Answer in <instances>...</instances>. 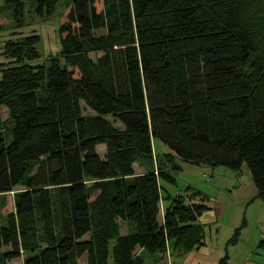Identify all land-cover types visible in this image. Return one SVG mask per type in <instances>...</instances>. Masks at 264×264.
Instances as JSON below:
<instances>
[{"label":"trees","instance_id":"obj_1","mask_svg":"<svg viewBox=\"0 0 264 264\" xmlns=\"http://www.w3.org/2000/svg\"><path fill=\"white\" fill-rule=\"evenodd\" d=\"M22 16L21 0H3ZM50 17L56 0H33ZM261 0H71L60 17L64 66L37 71L35 40L8 43L14 59L0 80V104L17 98L10 141L0 136V194L15 192L14 212L0 223V264L28 252L23 264L96 263L86 182L114 178L108 200L98 196V228L111 218L130 227L117 237V261L144 264L138 249L162 253L171 243L191 251L205 245L196 219L206 206L171 198L158 220L159 178L150 171L133 176L127 144L104 120L113 116L136 151L151 155L158 139L169 155L195 166L250 172L257 199L264 202V16ZM133 27L124 46L105 47V64L91 75L81 60L83 45L100 49L97 31L109 36ZM264 67V66H263ZM74 99L95 117L66 122ZM106 145L101 159L95 147ZM103 184V183H102ZM102 184L97 186L103 187ZM51 189H56L57 196ZM17 190V191H16ZM60 211H56L54 206ZM37 210V213H36ZM236 229L227 244L238 241ZM227 255L218 264H227Z\"/></svg>","mask_w":264,"mask_h":264},{"label":"rangeland","instance_id":"obj_2","mask_svg":"<svg viewBox=\"0 0 264 264\" xmlns=\"http://www.w3.org/2000/svg\"><path fill=\"white\" fill-rule=\"evenodd\" d=\"M22 1V16L12 17L11 6H6L0 0V80L5 69L12 66L14 59L5 52L8 43L20 44L27 38L35 40L34 49L37 59L33 62L37 71H46L53 65L64 66L62 47L59 37L60 17L66 11L71 0H56V6L50 17H45L37 11L33 0ZM200 3L203 0H196ZM261 11L264 16V0H261ZM134 37L133 27L121 28L112 36L105 29L97 31L96 38L100 40V49L92 45L84 44L81 60L84 68L91 75H98L99 67L105 64V47L112 43L114 48L124 47ZM259 65V66H258ZM258 66V67H257ZM264 61L256 65L257 72L264 77ZM0 104V136L5 144L10 141V133L14 124V115L20 111L17 98L9 99ZM95 114L88 109L83 102L74 99L73 107L69 112L66 127L74 128L75 120L82 118L91 120ZM104 120L113 131L127 144L133 158V176L128 180L144 175L150 171L159 178L161 200L159 203L160 214L158 220H162L163 209L171 198H178L186 205L194 207L206 206L204 211L195 221L196 225L203 228L205 234V246L199 252L191 254L188 258H178V264H214L216 253L223 252L225 243L230 239L236 229L240 230V244L235 249L238 255L247 249L253 239L258 242L257 236L264 231V202L257 199V191L254 187L249 170L245 165L240 171L235 172L224 167L195 166L180 162L169 155L168 148L158 139L151 141V155L145 156L136 151V140L122 134L123 127L113 116H106ZM95 151L101 159L108 155L106 145H98ZM114 178L104 182L88 181L86 188L89 194V206L93 217L91 232L84 240L93 243L96 252L97 264H112L117 261L116 248L117 237L130 232L127 223L111 218L108 230L101 231L98 228L96 202L103 192L108 200L113 192ZM102 184L103 187L97 186ZM17 191V190H16ZM52 195L57 196L56 189H51ZM14 194L9 192L0 194V223L4 224L5 216L14 212ZM60 211L58 206H54ZM37 213V210H36ZM231 248V246H229ZM228 248V250H229ZM9 251L8 248L0 249V254ZM138 251L136 252L137 255ZM244 253V252H243ZM28 252L21 251L20 257L10 260L8 264H23ZM222 255V256H223ZM78 264H87V255L83 254L77 259ZM147 264H152L150 260Z\"/></svg>","mask_w":264,"mask_h":264},{"label":"crops","instance_id":"obj_3","mask_svg":"<svg viewBox=\"0 0 264 264\" xmlns=\"http://www.w3.org/2000/svg\"><path fill=\"white\" fill-rule=\"evenodd\" d=\"M257 239L259 241L256 242V244H254L256 240L253 239L251 243L248 244L247 249L243 251L244 253L241 252L240 255H238L235 251V249L238 248L240 244V239H238L235 244L225 243L224 255L223 252L216 253L215 257L213 258L214 264H218L219 260L226 255L228 258L227 264H264V231L260 232V234L257 236ZM204 246L187 251L183 249H175L171 243H168L165 250L156 256L149 255L141 249H138L137 254H141L144 264H147L148 260H150L152 264H178V258L186 259L189 256H192L191 254L199 252ZM229 246H231V248H229ZM182 264H184V260ZM198 264H200V262Z\"/></svg>","mask_w":264,"mask_h":264}]
</instances>
